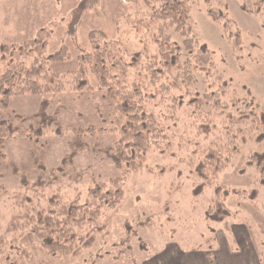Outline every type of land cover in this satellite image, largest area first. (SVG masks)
<instances>
[{"label":"rangeland","instance_id":"rangeland-1","mask_svg":"<svg viewBox=\"0 0 264 264\" xmlns=\"http://www.w3.org/2000/svg\"><path fill=\"white\" fill-rule=\"evenodd\" d=\"M261 1L188 3L192 34L216 64L210 80L264 101V12L243 8ZM210 8L224 12L231 30L225 32L212 19ZM145 11L143 0H0V49L21 46L44 30L48 43L41 63L61 77L76 70L77 57L91 50V31L120 41L127 52L150 55L156 48L139 22ZM234 30L239 32L237 44L229 37ZM94 40L101 42L99 33ZM62 47L65 59L47 60ZM5 67L0 62V73ZM197 76L203 85L202 74ZM113 107L114 100L97 88L0 98V126L25 131L24 136H0V264H169V253L177 247L212 254L219 248L222 229L230 243L247 233L264 263V184L256 183V173L247 166L246 147L218 175L207 170L210 180L229 187L224 201L230 211L219 220L208 216L212 190L205 189L206 179L194 177L192 169L208 154H223L229 139L215 120L210 123L214 136L197 132L200 125L206 131L205 121L195 118L191 107H176L168 98H157L149 106L165 124L168 140L162 149L148 151L141 171L123 181L122 202L116 210L103 212L102 221L109 218V225L92 247L76 257L56 258L24 238L27 231L21 223L35 207H46L55 196L83 204L94 184L121 179L112 152L118 141L112 130ZM31 129H41V135H27Z\"/></svg>","mask_w":264,"mask_h":264},{"label":"trees","instance_id":"trees-1","mask_svg":"<svg viewBox=\"0 0 264 264\" xmlns=\"http://www.w3.org/2000/svg\"><path fill=\"white\" fill-rule=\"evenodd\" d=\"M143 2L146 11L139 22L156 48L150 55L141 51L127 52L120 41L108 38L101 31H91V50L77 57L76 70L61 77L48 73L41 63L48 43L44 30L24 40L21 46L3 45L0 49V62L6 66L0 73L2 99L25 93L40 95L97 88L114 100L112 130L117 133L118 141L112 152L122 170L121 179L94 184L88 190L89 199L83 204L52 197L46 207L29 211V218L21 223L27 231L24 238L37 242L42 250L56 258L79 256L94 245L97 234L109 225V218L102 221L103 212L116 210L122 202L123 181L128 175L141 171L148 151L162 149L161 143L168 140L165 124L149 109L150 103L157 98H168L176 102V107L183 104L191 107V114L207 124L206 131H202L201 125L197 128L206 138L210 134L214 136L210 123L215 120L226 140L229 139L225 156L208 154L192 169L194 177L199 175L206 179L203 181L205 189L212 190L208 216L219 220L230 214L224 201L229 187L210 180L208 171L218 175L227 169L242 148L248 151L246 162L256 173V183L264 184V101L249 94L234 93L228 86H218L210 80L208 75L216 64L210 50L192 34L188 0ZM205 2L210 4V0ZM243 8L252 13L264 12V1L243 5ZM209 13L212 19L222 23L225 32L231 30L232 22L223 11L210 8ZM262 24L264 27V21ZM233 32L235 35L231 33L229 37L237 44L239 32ZM97 33L102 38L100 43L94 40ZM66 57L67 50L62 47L48 55L47 60ZM197 73L203 77L201 86ZM184 98H188L186 102ZM15 129L1 124L0 136H24L25 131ZM40 132L41 129H31L27 135L39 137ZM32 237L36 241H32ZM28 262L16 260L13 264Z\"/></svg>","mask_w":264,"mask_h":264},{"label":"crops","instance_id":"crops-1","mask_svg":"<svg viewBox=\"0 0 264 264\" xmlns=\"http://www.w3.org/2000/svg\"><path fill=\"white\" fill-rule=\"evenodd\" d=\"M19 96V95H18ZM35 96V95H33ZM14 97V96H13ZM11 98V97H10ZM23 119H26L23 117ZM6 141V140H4ZM13 172V171H12ZM220 230L218 235V247L212 254L200 252L199 250H186L177 247L169 253L172 258L167 261L169 264H264L257 255V251L248 238L238 237L230 243L228 235ZM164 260V259H163ZM162 262V260H161ZM165 262V261H164Z\"/></svg>","mask_w":264,"mask_h":264}]
</instances>
